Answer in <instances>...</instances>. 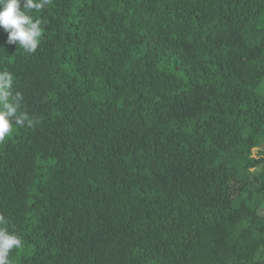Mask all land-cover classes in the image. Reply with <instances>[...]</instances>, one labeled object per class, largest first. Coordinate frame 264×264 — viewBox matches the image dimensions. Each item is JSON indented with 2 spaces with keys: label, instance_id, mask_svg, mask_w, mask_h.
Instances as JSON below:
<instances>
[{
  "label": "trees",
  "instance_id": "obj_1",
  "mask_svg": "<svg viewBox=\"0 0 264 264\" xmlns=\"http://www.w3.org/2000/svg\"><path fill=\"white\" fill-rule=\"evenodd\" d=\"M0 29L32 127L0 142L10 264H264V0H51Z\"/></svg>",
  "mask_w": 264,
  "mask_h": 264
},
{
  "label": "clouds",
  "instance_id": "obj_2",
  "mask_svg": "<svg viewBox=\"0 0 264 264\" xmlns=\"http://www.w3.org/2000/svg\"><path fill=\"white\" fill-rule=\"evenodd\" d=\"M51 0H0V29L8 34V43L16 44L27 53H35L43 35L41 20L33 19L31 10H41ZM12 73L0 71V142L12 131V126L32 127L35 119L21 111L22 94L12 93ZM7 219L0 215V264H10L13 249L22 246V237L7 228Z\"/></svg>",
  "mask_w": 264,
  "mask_h": 264
},
{
  "label": "rangeland",
  "instance_id": "obj_3",
  "mask_svg": "<svg viewBox=\"0 0 264 264\" xmlns=\"http://www.w3.org/2000/svg\"><path fill=\"white\" fill-rule=\"evenodd\" d=\"M263 155H264V146L259 149L253 150V157H261ZM261 211L262 214H264V206ZM258 259L264 261V248L261 249Z\"/></svg>",
  "mask_w": 264,
  "mask_h": 264
}]
</instances>
